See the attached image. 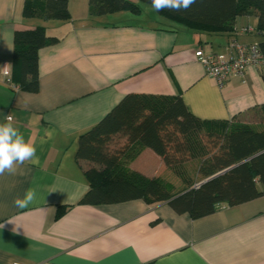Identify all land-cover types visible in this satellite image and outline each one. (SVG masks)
I'll list each match as a JSON object with an SVG mask.
<instances>
[{
  "label": "crops",
  "instance_id": "obj_1",
  "mask_svg": "<svg viewBox=\"0 0 264 264\" xmlns=\"http://www.w3.org/2000/svg\"><path fill=\"white\" fill-rule=\"evenodd\" d=\"M23 3L0 0V69L7 62L12 75L15 30L43 26L57 42L38 51L36 92L11 89L0 73V124L18 128L39 157L38 165L0 175V264H264V195L198 218L142 199L80 204L89 184L85 163L75 158L79 135L126 94L180 97L204 132L248 123L264 104V64L219 86L194 52L225 51L231 38L258 44L264 32L256 33V17H236L228 32H206L144 4L139 14L94 16L88 0H67L70 19L59 21L25 18ZM244 26L251 31L240 33ZM127 166L163 182L173 174L147 147ZM29 188L36 199L17 207Z\"/></svg>",
  "mask_w": 264,
  "mask_h": 264
},
{
  "label": "trees",
  "instance_id": "obj_2",
  "mask_svg": "<svg viewBox=\"0 0 264 264\" xmlns=\"http://www.w3.org/2000/svg\"><path fill=\"white\" fill-rule=\"evenodd\" d=\"M88 4L94 16L120 10L139 14L140 4L152 6L151 0H88ZM154 11L174 23L206 32L231 31L236 17L252 14L257 19L256 33L264 32V0H197L186 12ZM22 16L70 19L67 0H24ZM56 42L43 26L14 31L11 80L19 89L38 90V51ZM257 45L264 64V40ZM260 110L263 120L259 127L240 123L222 132H204L203 121L187 110L180 97L126 94L77 139L75 158L85 163L83 172L89 184L79 203L142 199L148 204L165 202L175 212L198 218L222 203L234 206L263 196L264 104ZM114 140L117 142L112 144ZM144 147L176 171L194 159L200 177L195 183L199 185L171 194L161 179L128 168L127 163ZM65 209L58 208L57 215Z\"/></svg>",
  "mask_w": 264,
  "mask_h": 264
},
{
  "label": "built area",
  "instance_id": "obj_3",
  "mask_svg": "<svg viewBox=\"0 0 264 264\" xmlns=\"http://www.w3.org/2000/svg\"><path fill=\"white\" fill-rule=\"evenodd\" d=\"M240 33H248L251 28L241 27ZM194 58L201 64L205 74L213 78L221 86L230 77L244 79L246 70L249 67H258L263 64L262 53L257 43H241L231 38L225 51H204L198 48L194 52ZM0 73L3 81L11 89H18V86L11 80V67L7 62L1 64ZM199 183L193 186L197 187Z\"/></svg>",
  "mask_w": 264,
  "mask_h": 264
},
{
  "label": "clouds",
  "instance_id": "obj_4",
  "mask_svg": "<svg viewBox=\"0 0 264 264\" xmlns=\"http://www.w3.org/2000/svg\"><path fill=\"white\" fill-rule=\"evenodd\" d=\"M196 2L197 0H151V5L157 12L165 9L186 12ZM46 135L50 139L52 132H47ZM25 162L32 165L39 164L36 146L32 142H26L23 134L12 123L0 124V175H4L5 172L13 173L17 166ZM36 195V190L29 188L22 198L17 197L14 200V204L19 208H26L36 199Z\"/></svg>",
  "mask_w": 264,
  "mask_h": 264
},
{
  "label": "rangeland",
  "instance_id": "obj_5",
  "mask_svg": "<svg viewBox=\"0 0 264 264\" xmlns=\"http://www.w3.org/2000/svg\"><path fill=\"white\" fill-rule=\"evenodd\" d=\"M154 10L152 9L151 12H153ZM164 23L167 24H171L170 22L163 20ZM249 117V115H248ZM263 120V114L262 111H254L251 113L249 119H248V123L246 124H250V125H255L257 127H259V125H261ZM200 138L203 137V133L199 135ZM116 140V139H115ZM113 141L112 144H115V142L117 141ZM204 139L201 138V143L203 144ZM196 161L193 159L192 161L188 160L187 162H185L180 169H178L179 171L173 170L172 169V173H166L165 175V183L167 184V188L169 190V192L174 193V192H179L183 189L186 188H190L195 184V181H197L200 177L199 175H197L196 173Z\"/></svg>",
  "mask_w": 264,
  "mask_h": 264
}]
</instances>
